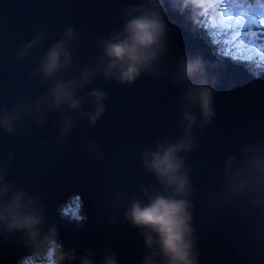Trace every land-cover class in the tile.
Instances as JSON below:
<instances>
[{"label":"water","instance_id":"95a60500","mask_svg":"<svg viewBox=\"0 0 264 264\" xmlns=\"http://www.w3.org/2000/svg\"><path fill=\"white\" fill-rule=\"evenodd\" d=\"M134 2L0 0V104H11L21 93L44 90L30 73L69 26L79 34L74 61L90 63L99 53L101 39L123 22V7ZM166 9L172 43L169 62L196 51L216 63L220 72L216 117L202 132L196 129L199 146L185 156L195 187L199 264H264V209L244 202L224 204L222 199L214 206L211 202L221 190L226 156L243 141L264 136V73L255 76L219 58L200 36L189 12L181 14L167 4ZM41 31L48 32L46 42L18 59L16 51ZM92 88L107 93L105 112L94 126L72 113L77 124L61 137V113L49 112L43 125L27 121L16 134L0 131V165L10 179L42 196L50 221L78 257L92 251L96 264H101L111 251L119 264H142L148 249L140 230L124 218V210L132 197L143 198V187L156 184L142 165L143 150L179 134L178 90L164 79L148 76L120 84L98 75L81 95ZM85 108L94 109L91 98ZM76 195L82 221L68 220L57 211ZM26 251L18 235L0 238V264H14Z\"/></svg>","mask_w":264,"mask_h":264},{"label":"clouds","instance_id":"9594fccd","mask_svg":"<svg viewBox=\"0 0 264 264\" xmlns=\"http://www.w3.org/2000/svg\"><path fill=\"white\" fill-rule=\"evenodd\" d=\"M166 4L181 14L189 12L193 25L211 7L207 0L128 3L122 9L123 22L101 39L98 55L86 65L74 61L79 34L71 26L65 28L30 73L44 90L37 89L27 96L21 93L11 104H0V131L16 134L18 126L23 130L25 122L43 125L49 112H58L62 116L60 136L66 137L77 124L72 113L86 118L89 126L104 114V90L92 88L81 95L98 75L120 84H132L142 76L166 80L178 90L180 131L143 150L142 165L146 173L155 177L156 184L143 187V198H131L124 218L144 238L148 251L142 264H199L192 200L195 187L185 156L199 146L196 129L202 132L216 117L220 72L216 63L196 51L169 62L172 43ZM47 37V31L38 32L21 45L16 57L23 60ZM88 98L94 109L85 108ZM220 199L224 204L244 202L264 209V136L243 141L226 156L221 190L212 195V205ZM13 234L24 241L27 249L14 264H72L76 260L79 264H96L92 251L78 257L75 249L65 245L48 217L42 196L10 179L5 166L0 165V238ZM101 264L119 261L114 252L108 251Z\"/></svg>","mask_w":264,"mask_h":264},{"label":"rangeland","instance_id":"374dc122","mask_svg":"<svg viewBox=\"0 0 264 264\" xmlns=\"http://www.w3.org/2000/svg\"><path fill=\"white\" fill-rule=\"evenodd\" d=\"M207 2L216 9L217 14L214 18L207 19V28L211 29H219L221 30H229L232 29L231 33V41L228 42L227 45H219L218 40H214L211 37H207L203 33L200 32L202 38H204L209 44H211L213 52L219 55V57L229 56L234 59V64L236 66H241L248 73L253 74L255 76L259 75L262 71L264 73V48H261V44L264 42L253 40L252 45L248 42L246 38H242L237 36L236 34L242 29L245 28L244 24L237 25L236 21L233 20L230 22H221V13L223 12V8L219 6V0H207ZM205 18H201L199 22H204ZM253 30H256L255 26H252ZM218 31H215L214 34ZM235 37V39H234ZM221 38V37H218ZM253 46V47H252ZM257 48H261L260 51H257ZM216 54V55H217ZM217 55V56H218ZM76 200H79V196H74ZM68 212H75V203L68 204L67 202L64 204ZM60 208V207H59ZM66 208H63L65 211ZM62 210V211H63ZM63 211V212H64ZM64 214H66L64 212ZM62 214V215H64Z\"/></svg>","mask_w":264,"mask_h":264},{"label":"snow or ice","instance_id":"6c2138e0","mask_svg":"<svg viewBox=\"0 0 264 264\" xmlns=\"http://www.w3.org/2000/svg\"><path fill=\"white\" fill-rule=\"evenodd\" d=\"M219 6L223 8L222 23L227 21L230 24L235 20L237 25H245L237 36L246 38L250 44L253 40L264 42V0H219ZM261 48H264V43ZM261 48L256 50L260 51Z\"/></svg>","mask_w":264,"mask_h":264},{"label":"trees","instance_id":"16d2710c","mask_svg":"<svg viewBox=\"0 0 264 264\" xmlns=\"http://www.w3.org/2000/svg\"><path fill=\"white\" fill-rule=\"evenodd\" d=\"M217 14V11L215 8H213L212 6L211 7H208L206 8L203 13L200 15L199 17V21L201 18H205L204 22L201 21L197 24H195L196 28L201 32L203 33L204 35H206L207 37H211L212 35V38L214 40H218L219 41V45L223 44V45H227L229 41H231V33H232V29H229V30H221V31H218L219 29H211L209 30V28H207V19H211V18H214ZM215 31H218L214 34ZM218 37H221V38H218ZM211 45V44H210ZM252 45V44H251ZM213 47V46H211ZM253 47V46H252ZM217 54V53H216ZM218 55V54H217ZM219 57V55H218ZM226 60H230V61H233L234 62V59H232L231 57L229 56H225V57H222ZM67 203L68 204H74L75 203V212L73 213H70L68 212L67 208H66V205H62L60 206V208L57 209V211L62 215L64 214V212L66 214L62 215L64 216L66 219L68 220H73V221H82L83 219H80L78 220L77 217H82L84 218V213H83V209H82V204L81 202L78 200H76L75 197H71L69 200H67ZM63 208H66V210L64 211ZM64 212H63V211Z\"/></svg>","mask_w":264,"mask_h":264},{"label":"bare ground","instance_id":"6f19581e","mask_svg":"<svg viewBox=\"0 0 264 264\" xmlns=\"http://www.w3.org/2000/svg\"><path fill=\"white\" fill-rule=\"evenodd\" d=\"M196 27V26H195ZM197 29V28H196ZM198 30V29H197ZM199 31V30H198ZM200 32V31H199ZM201 36V35H200ZM204 39V38H203ZM206 41V40H205Z\"/></svg>","mask_w":264,"mask_h":264}]
</instances>
